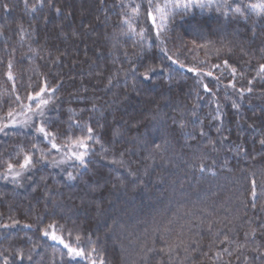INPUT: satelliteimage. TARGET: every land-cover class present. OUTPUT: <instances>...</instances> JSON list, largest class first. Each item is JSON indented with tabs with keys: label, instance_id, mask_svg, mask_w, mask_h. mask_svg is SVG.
<instances>
[{
	"label": "trees",
	"instance_id": "trees-1",
	"mask_svg": "<svg viewBox=\"0 0 264 264\" xmlns=\"http://www.w3.org/2000/svg\"><path fill=\"white\" fill-rule=\"evenodd\" d=\"M147 7L0 0V118L46 86L58 145L93 130L86 168L38 123L0 133V264H90L45 231L104 264H264V20L197 9L161 44Z\"/></svg>",
	"mask_w": 264,
	"mask_h": 264
},
{
	"label": "snow or ice",
	"instance_id": "snow-or-ice-1",
	"mask_svg": "<svg viewBox=\"0 0 264 264\" xmlns=\"http://www.w3.org/2000/svg\"><path fill=\"white\" fill-rule=\"evenodd\" d=\"M234 0H147V10L146 15L152 22V27L155 29V36L160 41V43H163L162 34H166L168 30V24L175 19L177 16H189L195 13L197 9H199L201 12L207 10L212 11L213 7L215 9V12L223 15V17L227 19H235L240 18L243 19L245 23L248 22V17L250 15H254L257 19V21L264 20V0H257V2L253 3L251 0H249L248 3H244V0H240L239 4H236L235 7H233ZM5 11H7V5L4 6ZM246 9V10H245ZM35 10V9H33ZM132 15L133 17L138 18L140 16V6H136L132 9ZM159 21V22H158ZM125 23L128 25L130 38L133 37H139L140 41H143L145 38V30L141 29L139 32H137L136 27L130 22V20H125ZM164 51L165 55H167L166 49H161ZM169 60H172L173 63H176V60H173L171 56H168ZM225 66H227V61L224 62ZM9 72L7 73L8 79L12 80L13 76L11 73L12 65L9 63ZM181 67H184V65L181 64ZM188 71H195L193 68H189ZM233 73H235V69H232ZM260 71L264 72V64L260 65ZM145 79H149L147 76V73H145ZM205 90L207 91V86L205 85ZM46 91L45 88H41L39 92H36L35 94H29L28 100L34 101V103H30L26 106V109H24L19 115H24L25 119L18 121L16 119V115H14L13 110H9L7 112V121L4 122L3 118H0V133H3L4 130L10 126H16L17 123H20L24 126H28L31 122L32 124H39L38 127H36V131L44 137L45 140L48 141V143L51 145V149L56 150L59 152L61 150V147H64L67 149L69 153H71V156L75 158V160L79 161V164L82 167H87L88 161L85 159V157L88 155V145L87 141L93 139L92 137V128L89 127L87 129L88 135L87 136H81L73 138L71 136L68 137L69 144H65L63 146L58 145L55 142V135L47 130L44 123V117L46 115L45 108L49 103L48 99L43 98V93ZM54 91V89H53ZM251 91V89H249ZM17 101L20 100V97L17 95L15 97ZM235 106V105H234ZM24 108V106H22ZM31 113V115H29ZM203 134V133H202ZM97 143L99 141H96ZM262 144H264V140L261 141ZM35 147V145H34ZM157 148L160 147V145L156 146ZM83 149L84 151H80ZM43 155V154H42ZM63 162V161H61ZM112 163L117 164H123V161H116L113 160ZM33 164L32 157L30 155H25L23 163L20 165L21 168L27 169L30 165ZM14 165L11 163H8L7 168L8 172L11 173ZM204 170V167L201 166V171ZM19 173H16L15 176H18ZM15 176L13 178H15ZM69 178L74 179L72 177L71 173H69ZM255 195V193H253ZM4 227H7V225H4ZM51 227V226H50ZM45 236H49V232H44ZM51 239L54 241H57L58 243L62 244L65 249H67V253L70 258L75 259L77 257L83 259V260H89L94 254H96L95 247H92L91 249H86L79 245V241L81 240V237L79 235L76 236L77 246H73L70 243H66L65 240L57 236L55 231L51 233ZM90 239V238H89ZM31 257H29L30 259ZM7 264V262H5ZM90 264H97V261L95 259H92ZM99 264H104L103 259L101 258L99 261Z\"/></svg>",
	"mask_w": 264,
	"mask_h": 264
},
{
	"label": "rangeland",
	"instance_id": "rangeland-1",
	"mask_svg": "<svg viewBox=\"0 0 264 264\" xmlns=\"http://www.w3.org/2000/svg\"><path fill=\"white\" fill-rule=\"evenodd\" d=\"M16 119L18 120V121H21V120H24L25 119V116L24 115H16ZM17 125H22V124H20V123H17ZM80 151H84L83 149H81ZM71 155V154H70ZM53 231H50L49 232V236H47L51 241H53V242H56V243H58L57 241H54V240H52L51 239V233H52ZM56 233V232H55ZM56 235L57 236H60L59 234H57L56 233ZM60 237H62V236H60ZM63 238V237H62ZM64 239V238H63ZM65 240V239H64ZM65 242L66 243H70V244H72L70 241H67V240H65ZM58 244H60V243H58ZM60 245H62V244H60ZM73 245V244H72ZM63 246V245H62ZM74 247H75V245H73ZM92 259H94L93 257H91L90 259H89V262H91V260ZM97 264H99L98 262H97Z\"/></svg>",
	"mask_w": 264,
	"mask_h": 264
}]
</instances>
